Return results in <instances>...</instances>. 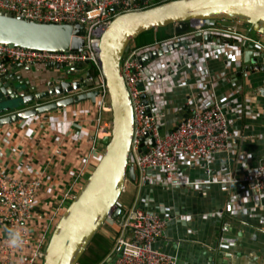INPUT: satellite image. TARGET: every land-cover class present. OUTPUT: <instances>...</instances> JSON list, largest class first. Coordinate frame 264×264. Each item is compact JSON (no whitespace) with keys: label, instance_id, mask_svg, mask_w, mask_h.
Segmentation results:
<instances>
[{"label":"crops","instance_id":"obj_1","mask_svg":"<svg viewBox=\"0 0 264 264\" xmlns=\"http://www.w3.org/2000/svg\"><path fill=\"white\" fill-rule=\"evenodd\" d=\"M215 25L221 28L238 26L243 34L249 27L227 20H218ZM172 28L174 31V26ZM174 32L169 38L175 36ZM251 36L264 41V36L258 33ZM206 48L207 53L194 48V56L185 57L181 67L175 66L176 72L171 76L161 80L158 75L153 82L151 79L149 87L153 89L157 106L154 111L161 114L158 121L161 131L166 133L184 120L186 107L195 100H200L204 107L219 101L233 132L228 151L209 161L181 159V181L204 182L200 187L173 186L156 172L148 185L135 184L136 194L134 191L131 206L120 198V207L124 212L143 207L166 219L165 234L155 243V248L175 256L178 264H264V194H259L254 184L222 182L251 174L264 160V69L239 74L242 61L233 54V50L239 52L236 47L209 44ZM37 65L18 71L30 83L28 87L37 86V91L45 90L51 81L64 78L69 70ZM85 82L84 88L62 98L97 91L88 78ZM97 100L98 94H95L93 98L85 97L36 118L0 125V163L12 169L18 167L26 177L38 176L43 180L35 203L38 213L50 212L62 192L76 179L73 165L85 159L76 148L82 149L83 144L77 142L87 144L86 141L70 138L62 143L66 155H56L53 151L61 134L77 133L72 126L75 119H82L80 123L95 133V122L88 121L87 112L83 111L92 110ZM53 101L49 98L42 103ZM30 107H34L33 104L26 106ZM104 117L109 119V113ZM104 138L98 140L90 170L104 152ZM48 161L52 164L48 165ZM82 163L83 160L75 166ZM131 182L126 183L124 191L130 188ZM102 233L106 239L101 241L100 248L105 249L93 264H113L112 250L119 233L109 226H104ZM223 237L228 241L222 242Z\"/></svg>","mask_w":264,"mask_h":264},{"label":"built area","instance_id":"obj_2","mask_svg":"<svg viewBox=\"0 0 264 264\" xmlns=\"http://www.w3.org/2000/svg\"><path fill=\"white\" fill-rule=\"evenodd\" d=\"M167 1L170 0H0V12H9L21 18L45 23H78L86 28V35L83 36L85 45L79 53L33 51L0 43V74L7 73L18 63L28 66L46 63L78 65L87 60L98 70L97 74L88 77L91 83L96 85L98 100L92 110L83 111L87 112L88 121L95 122L96 126L93 128L96 134L91 132L92 128L88 129L85 124L83 126L80 123L82 119H75L72 126L76 128L77 133L64 132L58 138V144L53 151L56 155L67 154L63 152L62 143L70 141V138L85 140L87 144L77 142L83 144L82 149L76 148L84 154L85 159H81L83 160L81 166H75L81 161L73 165L76 179L67 191L62 192L61 198L50 212L38 213L35 210L36 199L43 185L40 177H26L18 167L12 169L0 163V264H44L46 241L51 238L62 213L104 153L97 157L96 164L90 170L98 140L104 136H111L112 118L104 117L105 113H111L112 110L106 78L99 63L101 36L118 15L140 11ZM216 21L218 20H199L194 23L191 33L205 35L215 32L234 39L233 43L219 45L208 42L204 45L205 50L201 51L202 53H207L206 46L213 44L218 47H236L239 52L233 50V54L239 56L241 49L237 42L244 44L250 40L257 43L260 41L252 38L248 32L244 34L240 32L238 26L218 27L215 25ZM176 39L177 36L156 38L153 43L133 46L131 52H128L129 48L127 49L122 60V74L130 92L135 118L130 163L137 168L136 184L139 187L148 185L156 172L161 173L165 181L173 186L200 187L204 182L181 181L179 175L181 159L209 161L215 155L228 151L232 143L231 124L226 110L219 101L204 107L200 100H195L187 107L188 116L184 117L180 124L166 133L161 131L158 121L161 114L155 113L157 106L149 82L151 79L152 82L155 81L158 75L163 80L174 74L175 66L181 67L175 63L181 60L176 58L171 64L175 72L170 73L169 65L165 61L157 59L143 65V57L146 53ZM163 72L167 75L165 76ZM143 94L148 97L147 103H144ZM47 164L52 162L48 161ZM222 182L254 184L258 193L263 195L264 160L251 174L241 178L231 177ZM167 224L168 221L158 213L143 207H133L127 212L122 210L116 219L109 216L106 225L119 233L112 250L113 264H178L175 256L155 248V243L164 236ZM221 241L225 242L228 239L223 237Z\"/></svg>","mask_w":264,"mask_h":264},{"label":"water","instance_id":"obj_3","mask_svg":"<svg viewBox=\"0 0 264 264\" xmlns=\"http://www.w3.org/2000/svg\"><path fill=\"white\" fill-rule=\"evenodd\" d=\"M199 20L239 21L249 26L248 35L252 32L264 35V0H170L140 11L122 13L104 31L98 51L112 110L111 136L104 138V153L62 213L49 240L44 264H78L109 216L116 219L121 215L119 201L126 183L129 180L133 183L137 181L135 166L130 163L135 128L134 108L121 66L129 44L144 32L174 26L178 39L163 44L143 57V65L161 59L173 73L175 70L171 64L176 58L182 61L186 56L193 57L194 48L199 47L200 51H204V45L208 42L219 45L233 43L234 39L215 32L192 34L194 23ZM85 35V26L78 23H45L0 12L2 44L33 51L79 53L85 45ZM237 46L241 49L239 57L242 61L239 74L264 69V41L237 42ZM181 61L175 65L181 66ZM45 65L69 70L64 78L49 82V86L42 91H37V86L28 87L30 83L18 73L19 69L30 70L31 67L26 64L18 63L7 73L0 74V125L33 118L98 94V91H94L62 98L87 85L85 78L91 73L90 70H83V67H94L89 60L78 65ZM83 71L85 75H78ZM70 75H77L78 79L75 76L69 79ZM139 85L143 88L142 83ZM49 98L55 101L42 103ZM143 100L147 103L146 94H143ZM28 104L34 107L26 108ZM186 111L185 117L189 113L187 107Z\"/></svg>","mask_w":264,"mask_h":264},{"label":"rangeland","instance_id":"obj_4","mask_svg":"<svg viewBox=\"0 0 264 264\" xmlns=\"http://www.w3.org/2000/svg\"><path fill=\"white\" fill-rule=\"evenodd\" d=\"M158 29L159 30H154L153 29L151 31L144 32L140 36H138L134 40H132L131 43L129 44L128 52H131V48L133 46L138 47V46H143V45H146V44L153 43V42H155L156 38L157 39H163V38L171 36L172 33L174 32L172 26H169V27H166V28H158ZM248 30H249V27H248ZM253 33H255V32H252L251 34H253ZM34 65H37V64H34ZM88 68H89V65H85L83 67V70H88ZM78 75H82L83 76V75H85V72L84 71L80 72V73H78ZM74 76H75V78H77V75H70L69 79H73ZM109 116H110L109 119H111L112 118V113H109ZM91 172H92V170L90 171V174H91ZM89 175H88V177H89ZM135 184L136 183L131 182V184H129L130 188L128 190L126 189L121 195V200L123 202L128 201L129 202V206H131L133 204V202H134V196L136 194V190L134 188ZM134 191H135V194H134ZM105 226H107V225L105 224ZM103 239L105 240L106 236L103 235L102 230H101L97 234V236L93 239V241L91 242V244H90L88 250L86 251V253L80 259V262H79L80 264H93V263H95L98 260V258L100 256V252L104 251V249H105V247H103V246L100 248V243H103V242H101V241H103ZM49 240L50 239H48L46 241L47 246H48Z\"/></svg>","mask_w":264,"mask_h":264},{"label":"trees","instance_id":"obj_5","mask_svg":"<svg viewBox=\"0 0 264 264\" xmlns=\"http://www.w3.org/2000/svg\"><path fill=\"white\" fill-rule=\"evenodd\" d=\"M89 70H90L91 74H97L98 73V70L95 67L90 66Z\"/></svg>","mask_w":264,"mask_h":264}]
</instances>
